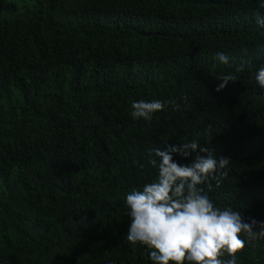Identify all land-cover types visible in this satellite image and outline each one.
Returning a JSON list of instances; mask_svg holds the SVG:
<instances>
[{
	"label": "trees",
	"instance_id": "1",
	"mask_svg": "<svg viewBox=\"0 0 264 264\" xmlns=\"http://www.w3.org/2000/svg\"><path fill=\"white\" fill-rule=\"evenodd\" d=\"M257 14L258 0H0V264H153L126 239L124 194L154 179L151 149L193 137L231 159L203 185L214 204L264 220ZM139 99L180 106L132 119ZM235 255L264 264V240Z\"/></svg>",
	"mask_w": 264,
	"mask_h": 264
},
{
	"label": "clouds",
	"instance_id": "2",
	"mask_svg": "<svg viewBox=\"0 0 264 264\" xmlns=\"http://www.w3.org/2000/svg\"><path fill=\"white\" fill-rule=\"evenodd\" d=\"M258 7L264 9V0H258ZM254 22L264 28V14H257ZM216 56L220 63H229L224 52ZM245 66L241 62L236 72ZM216 77L221 80L216 90L233 80L231 73ZM254 80L264 92V63L255 68ZM169 105L173 109L180 106L175 99L134 100L130 116L149 120ZM150 151L147 164L155 169V177L126 192L123 205L130 220L126 239L147 246L153 264H237L238 250L264 240V220L245 217L232 206L218 207L205 191L203 185L209 178L219 185V178L227 174L229 157L214 155L195 137ZM206 186L212 187L210 183Z\"/></svg>",
	"mask_w": 264,
	"mask_h": 264
}]
</instances>
